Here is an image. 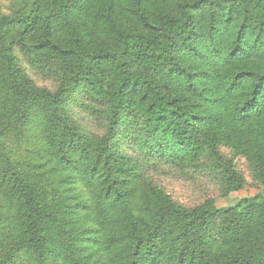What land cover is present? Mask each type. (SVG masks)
I'll use <instances>...</instances> for the list:
<instances>
[{
  "label": "trees",
  "instance_id": "16d2710c",
  "mask_svg": "<svg viewBox=\"0 0 264 264\" xmlns=\"http://www.w3.org/2000/svg\"><path fill=\"white\" fill-rule=\"evenodd\" d=\"M15 46L62 74L56 92ZM76 89L108 105L97 142L68 114ZM128 125L175 164L234 138L264 180V0H25L1 18L0 264H264V197L187 209L148 193L117 152Z\"/></svg>",
  "mask_w": 264,
  "mask_h": 264
},
{
  "label": "rangeland",
  "instance_id": "374dc122",
  "mask_svg": "<svg viewBox=\"0 0 264 264\" xmlns=\"http://www.w3.org/2000/svg\"><path fill=\"white\" fill-rule=\"evenodd\" d=\"M24 7L25 0H0V19L12 16ZM14 54L36 88L52 93L60 88L63 79L60 72L42 70L19 46L14 47ZM67 110L79 130L93 142L106 134L109 110L104 101L92 98L82 89H76L68 100ZM141 136L138 128L132 125L124 127L118 135L117 152L139 168L141 186L150 194L155 190L161 192L176 205L187 209L208 202L218 207H235L241 200L264 197V180L257 173L253 148L249 146L240 152L237 144L234 145L237 142L234 138L219 146L220 158L205 153L201 158L175 164L146 150V140L142 144ZM4 147L8 149L7 152H16L17 161L27 156L16 136L6 139ZM227 170H231L233 175L227 177ZM229 178L237 180L240 185L237 190L231 188Z\"/></svg>",
  "mask_w": 264,
  "mask_h": 264
}]
</instances>
